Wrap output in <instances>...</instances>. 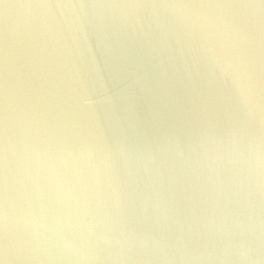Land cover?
I'll use <instances>...</instances> for the list:
<instances>
[{"label":"water","instance_id":"1","mask_svg":"<svg viewBox=\"0 0 264 264\" xmlns=\"http://www.w3.org/2000/svg\"><path fill=\"white\" fill-rule=\"evenodd\" d=\"M0 264H264V0H0Z\"/></svg>","mask_w":264,"mask_h":264}]
</instances>
